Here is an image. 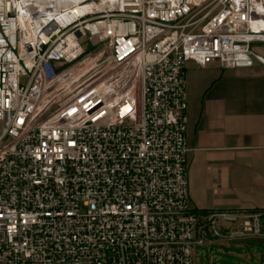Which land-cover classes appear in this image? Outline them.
<instances>
[{"label": "built area", "instance_id": "2783aa9c", "mask_svg": "<svg viewBox=\"0 0 264 264\" xmlns=\"http://www.w3.org/2000/svg\"><path fill=\"white\" fill-rule=\"evenodd\" d=\"M264 0H0V264H194L264 235L188 178L186 63H264Z\"/></svg>", "mask_w": 264, "mask_h": 264}, {"label": "crops", "instance_id": "0c3cea01", "mask_svg": "<svg viewBox=\"0 0 264 264\" xmlns=\"http://www.w3.org/2000/svg\"><path fill=\"white\" fill-rule=\"evenodd\" d=\"M264 54V42L255 44ZM191 203L264 209V63H186Z\"/></svg>", "mask_w": 264, "mask_h": 264}, {"label": "rangeland", "instance_id": "374dc122", "mask_svg": "<svg viewBox=\"0 0 264 264\" xmlns=\"http://www.w3.org/2000/svg\"><path fill=\"white\" fill-rule=\"evenodd\" d=\"M194 264H264V235L215 238L197 245Z\"/></svg>", "mask_w": 264, "mask_h": 264}, {"label": "trees", "instance_id": "16d2710c", "mask_svg": "<svg viewBox=\"0 0 264 264\" xmlns=\"http://www.w3.org/2000/svg\"><path fill=\"white\" fill-rule=\"evenodd\" d=\"M199 211H200V213H202V214H207V213H209V210H205V209H203V210L200 209Z\"/></svg>", "mask_w": 264, "mask_h": 264}]
</instances>
